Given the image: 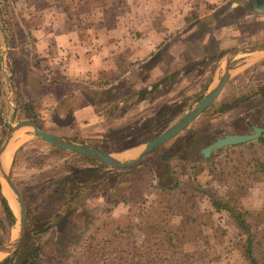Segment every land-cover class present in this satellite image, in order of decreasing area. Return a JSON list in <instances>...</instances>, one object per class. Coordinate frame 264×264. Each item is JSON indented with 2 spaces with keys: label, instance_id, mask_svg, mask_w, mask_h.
I'll return each mask as SVG.
<instances>
[{
  "label": "rangeland",
  "instance_id": "374dc122",
  "mask_svg": "<svg viewBox=\"0 0 264 264\" xmlns=\"http://www.w3.org/2000/svg\"><path fill=\"white\" fill-rule=\"evenodd\" d=\"M245 1L0 0V146L11 125L31 121L42 131L122 159L134 156L217 83L231 50L264 42V12ZM69 31L95 37L84 39L85 73L76 67V57L68 65L63 48H56L54 35ZM214 34L225 41L222 51H214ZM230 69L229 81L208 109L129 167H109L59 149L30 128L12 135L6 172L33 218L32 236L44 262L50 250H71L78 220L83 234L102 220L114 226L127 218L138 222L160 199L157 188L181 182V188L197 186L225 198L226 185L209 168L222 159L224 148L206 160L200 150L225 134L264 127V95L252 96L264 86V51L237 55ZM243 96L251 99L240 100ZM222 104L236 107L219 112ZM78 108L83 114L72 122L69 115ZM255 179L238 200L258 211L264 207V180ZM0 191L9 205H17L1 178ZM194 195V211L210 218L188 237V264H246L228 218L216 214L206 196ZM182 211L172 216L173 224ZM17 231L18 223L9 236L1 232L2 244ZM140 240L135 233L133 241ZM6 256L0 254V261Z\"/></svg>",
  "mask_w": 264,
  "mask_h": 264
},
{
  "label": "trees",
  "instance_id": "16d2710c",
  "mask_svg": "<svg viewBox=\"0 0 264 264\" xmlns=\"http://www.w3.org/2000/svg\"><path fill=\"white\" fill-rule=\"evenodd\" d=\"M261 94L264 95V86L252 96ZM241 99L249 100L251 96ZM235 107L236 104H222L218 111L224 112ZM223 151L222 159L213 162L209 168L212 177L226 185L225 198L216 199L207 190L197 186L181 188V182H176L170 188L153 187L161 192L160 199L148 206L138 222L127 218L125 222H118L114 226L111 220H102L83 234L81 221L78 220L79 226L75 231L77 242L71 250H50L51 257L47 262H44L46 256L32 236L33 218L26 211L22 242L0 264H188L185 250L188 237L205 217L210 218L209 215L194 211V194L206 196L214 212L218 215L223 213L228 218L236 230L240 254L246 264H264V207L258 211L248 210L238 200L240 190L251 187L255 178L264 180V136L245 144L226 147ZM149 187H152L151 184ZM0 206V234L3 232L9 236L17 219L1 191ZM180 207L183 211L176 214L179 215V222L175 225L172 216ZM135 233L141 237L140 242L133 241Z\"/></svg>",
  "mask_w": 264,
  "mask_h": 264
},
{
  "label": "water",
  "instance_id": "95a60500",
  "mask_svg": "<svg viewBox=\"0 0 264 264\" xmlns=\"http://www.w3.org/2000/svg\"><path fill=\"white\" fill-rule=\"evenodd\" d=\"M261 12H264V4L261 6ZM264 51V42L251 45L245 48H238L231 50L225 58V66L222 75L219 77L217 83L209 88L203 97L183 116L176 120L169 128L163 131L161 134L145 143L138 153L133 157H127L122 159L116 158V155L102 152L101 150L84 144L78 143L72 140H68L64 137L55 135L53 133L45 132L37 128L36 124L31 121L19 122L10 126L9 132L5 135L4 141L0 146V157L7 147L12 135L21 128H30L33 134L45 141L46 143L57 147L62 150L70 151L101 164L107 165L113 168H125L136 164L142 157L153 152L166 142L170 141L186 129L196 118H198L206 109H208L218 95L221 93L224 86L230 79L231 69L230 63L237 55H247L253 53H259ZM264 136V127L251 126V133L249 134H225L220 138L215 139L212 143L201 149L203 158H207L212 151L220 150L222 148L245 144L254 140H257ZM0 178L8 186L11 192L15 196L17 214L15 217L18 223V231L16 237L8 243L0 245V254L10 255L16 251L22 242L25 234L26 227V209L23 198L19 189L11 180L10 176L4 170L0 162Z\"/></svg>",
  "mask_w": 264,
  "mask_h": 264
},
{
  "label": "crops",
  "instance_id": "0c3cea01",
  "mask_svg": "<svg viewBox=\"0 0 264 264\" xmlns=\"http://www.w3.org/2000/svg\"><path fill=\"white\" fill-rule=\"evenodd\" d=\"M246 2H248V4H250V5H253L252 0H246L245 3ZM253 10H254V7H253ZM243 16H244L243 18H246V19H251V18L254 17V16L252 17L250 14H245ZM237 27H238V25H236V29H237ZM216 33H219V32H216ZM54 34H52L51 36H53ZM212 38H213V40H212L213 41V45L215 47V49H214L215 52L222 51L223 49L226 48V46H223L225 41H224V39L222 37H220L217 34H214V36ZM84 39H86V41L88 42L90 39H95V37L94 36L81 37V36H79L77 34L71 33V31H69V33L68 32H64V33H61V34L54 35V41L56 42V48L57 49L59 47L63 48L61 50L62 58L67 59L68 60V65H70L71 64L70 61L74 57H76L77 58L76 67L78 66L82 73L86 72V68H84V65H83L84 62L82 61V59H84V54H85V50H84V47H83V43L85 42ZM54 53L56 55V52H54ZM81 66H82V69H84V70L81 69ZM78 71L79 70H77V72ZM70 73H73V72L69 71V74ZM70 75H72V74H70ZM82 114H83L82 109L78 108V109L72 111V113L69 115V117L72 118L71 119L72 122L73 121L77 122V121L80 120L79 117ZM60 117H63V115H61ZM128 150H130V149H128ZM117 157H120V156H117Z\"/></svg>",
  "mask_w": 264,
  "mask_h": 264
},
{
  "label": "bare ground",
  "instance_id": "6f19581e",
  "mask_svg": "<svg viewBox=\"0 0 264 264\" xmlns=\"http://www.w3.org/2000/svg\"><path fill=\"white\" fill-rule=\"evenodd\" d=\"M9 144V143H8ZM12 151H13V148L11 145H7V147L5 148L4 152L2 153L1 157H0V162L4 168V170L7 169V165H8V162L10 161V158H11V154H12ZM136 155V154H135ZM134 155V156H135ZM133 157V156H132ZM116 158H119L116 156ZM120 159V158H119ZM13 212L15 214H17V209H16V206H14L13 204L10 205Z\"/></svg>",
  "mask_w": 264,
  "mask_h": 264
},
{
  "label": "flooded vegetation",
  "instance_id": "af4514ba",
  "mask_svg": "<svg viewBox=\"0 0 264 264\" xmlns=\"http://www.w3.org/2000/svg\"><path fill=\"white\" fill-rule=\"evenodd\" d=\"M252 3H253L254 8L255 7H261L264 4V0H252ZM211 153H210V155H211ZM200 154H201V150H200ZM210 155L207 158H209ZM201 156H202V154H201ZM202 158H203V156H202ZM207 158H203V159L206 160Z\"/></svg>",
  "mask_w": 264,
  "mask_h": 264
}]
</instances>
